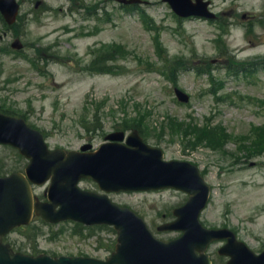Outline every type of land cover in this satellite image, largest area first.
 <instances>
[{
  "label": "rangeland",
  "instance_id": "1",
  "mask_svg": "<svg viewBox=\"0 0 264 264\" xmlns=\"http://www.w3.org/2000/svg\"><path fill=\"white\" fill-rule=\"evenodd\" d=\"M18 1L27 18L22 27L5 30L0 21V32L6 31L0 108L40 130L49 148L96 147L106 133L138 126L165 159L199 167L212 188L203 225H225L253 251L264 249V154L243 149L259 136L264 141V0H209L216 13L211 21H180L163 0H85L86 19L70 14L67 0ZM16 37L21 51L10 46ZM175 87L189 95L188 103L177 100ZM26 162L0 144L2 174ZM79 186L98 191L89 180ZM46 187L35 186L34 193L42 198ZM108 196L140 215L157 238L180 235L155 227L173 219L172 209L186 194L165 189ZM114 237L106 228L34 220L7 240L22 252L31 251L35 239L51 255L104 258L109 252L102 243ZM219 245L210 247L217 263Z\"/></svg>",
  "mask_w": 264,
  "mask_h": 264
},
{
  "label": "water",
  "instance_id": "2",
  "mask_svg": "<svg viewBox=\"0 0 264 264\" xmlns=\"http://www.w3.org/2000/svg\"><path fill=\"white\" fill-rule=\"evenodd\" d=\"M168 1L179 15L206 14L189 0ZM17 10L15 0H0V11L8 23L15 20ZM12 46L20 48L21 44L15 40ZM176 93L180 99H187L178 90ZM106 138L122 140L123 134L115 132ZM0 143L18 148L30 160L25 174L0 177V264H210L204 250L212 240L224 237L228 242L219 252L231 256L228 264H264V253L255 256L236 242L230 231L201 227L197 218L209 187L196 167L163 161L162 151L145 145L136 131L127 137L126 144L104 143L93 152L84 151L90 145L82 146L81 151L49 150L41 133L22 118L0 113ZM82 177L95 180L104 191L174 187L187 192V203L174 211L178 219L165 227L181 229L183 235L167 243L153 238L143 221L127 208L111 203L104 194L80 190L76 184ZM48 178V201L34 200L30 182L40 184ZM33 212L49 222L73 219L85 224H112L118 233L115 250L105 261L13 253L1 243V236L16 225L28 223Z\"/></svg>",
  "mask_w": 264,
  "mask_h": 264
},
{
  "label": "trees",
  "instance_id": "3",
  "mask_svg": "<svg viewBox=\"0 0 264 264\" xmlns=\"http://www.w3.org/2000/svg\"><path fill=\"white\" fill-rule=\"evenodd\" d=\"M1 110V109H0ZM3 111V110H2ZM5 112V111H4Z\"/></svg>",
  "mask_w": 264,
  "mask_h": 264
},
{
  "label": "bare ground",
  "instance_id": "4",
  "mask_svg": "<svg viewBox=\"0 0 264 264\" xmlns=\"http://www.w3.org/2000/svg\"><path fill=\"white\" fill-rule=\"evenodd\" d=\"M227 66H228V64H227Z\"/></svg>",
  "mask_w": 264,
  "mask_h": 264
}]
</instances>
